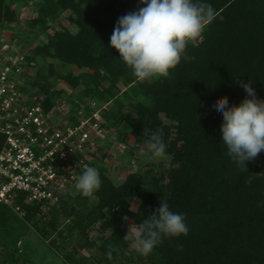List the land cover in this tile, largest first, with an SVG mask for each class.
<instances>
[{"label":"trees","instance_id":"obj_1","mask_svg":"<svg viewBox=\"0 0 264 264\" xmlns=\"http://www.w3.org/2000/svg\"><path fill=\"white\" fill-rule=\"evenodd\" d=\"M17 1L0 0L1 27L17 20L13 7ZM203 2L213 7L215 17L202 39L188 43L168 78L153 80H137L110 46L118 18L145 7L141 0H42L38 17L29 23L30 28L46 31L68 13L75 28L74 33L58 29L47 43L29 52V63L42 62L28 83L46 96V111L64 95L57 83L73 90L83 87L81 97L108 105L104 115L111 126L128 127L135 151L158 129L166 144L165 156L147 160L119 186L108 178L107 165H97L102 181L95 193L98 204L59 233L62 242L57 248L64 252L67 264L84 263L65 252L71 231L79 229L85 235V221L90 226L100 223L102 232L110 231L100 246L106 264H115L124 253L129 254L130 264H264V206H257L264 202V151L254 161H246L248 171L241 173L227 155L220 130L223 116L214 107L221 97L228 98L229 106L251 98L241 82L251 81L256 98L264 100V0ZM56 64L67 72L60 73ZM73 67L82 73L68 71ZM4 140L0 135V151ZM250 177L254 179L248 185L245 181ZM162 199L171 211L186 214L188 233L163 238L143 256L130 249L132 241L124 239L125 221L141 223ZM90 200L81 194L69 197L61 212L54 213L68 219ZM135 200L140 203L137 211L132 210ZM24 209L22 219L7 206L0 207V247L10 253L0 264H26L22 239L31 228L45 241L52 237L46 222L42 227L44 221H36L39 207L24 205Z\"/></svg>","mask_w":264,"mask_h":264},{"label":"built area","instance_id":"obj_2","mask_svg":"<svg viewBox=\"0 0 264 264\" xmlns=\"http://www.w3.org/2000/svg\"><path fill=\"white\" fill-rule=\"evenodd\" d=\"M22 41L0 39V207L23 219L24 205L53 213L80 194L75 183L85 167L107 162L110 125L108 105L91 100L66 113L57 100L46 111V96L28 83L37 67L28 62L30 50Z\"/></svg>","mask_w":264,"mask_h":264},{"label":"clouds","instance_id":"obj_3","mask_svg":"<svg viewBox=\"0 0 264 264\" xmlns=\"http://www.w3.org/2000/svg\"><path fill=\"white\" fill-rule=\"evenodd\" d=\"M146 5L137 12L118 18L110 46L131 69L139 81L168 78L180 63L188 43L202 39V34L214 17L215 11L203 0H141ZM162 82V81H161ZM248 83L241 82L248 97L239 106H229L228 98L221 97L214 107L222 114L221 133L230 161L241 173L248 171L246 161H254L264 151V100H258ZM166 154L163 131L158 129L138 145V155L146 160ZM254 177L245 181L250 185ZM100 172L85 167L77 178L75 189L86 198L96 199L101 188ZM264 206V202L257 204ZM186 214L173 212L163 199L160 207L139 224L130 226L125 240L141 255L148 256L163 238L187 235ZM107 258L112 259L109 245ZM182 245H177L182 250Z\"/></svg>","mask_w":264,"mask_h":264},{"label":"rangeland","instance_id":"obj_4","mask_svg":"<svg viewBox=\"0 0 264 264\" xmlns=\"http://www.w3.org/2000/svg\"><path fill=\"white\" fill-rule=\"evenodd\" d=\"M41 5L42 0H20L13 4L14 9L17 11V20L9 24L8 28L0 26V39L16 36L18 39L23 40L22 42L29 48V50H32L34 47L39 46L42 43H47L48 38L62 27L68 28L73 33L75 32V28L68 20V13H63L59 20L52 23L46 31H42L39 28H30L29 23L38 17V9ZM52 62V59H48V63ZM38 65H42L41 60L39 61V64H36V69L39 68ZM56 69L63 74L67 72L61 64H56ZM68 71L75 75L82 73V71L76 67H73ZM56 86L60 87L64 92V95L57 100L60 101L59 103L61 105L59 107L65 113L72 107L74 109H79L80 104L86 106L88 103H91L89 98L81 97V93L84 89L83 87L73 90L62 83H57ZM119 88L121 91L125 90L123 85H120ZM80 98L83 99L81 100ZM106 111H108V107ZM109 129L110 141L108 142V148L105 150L108 158L107 162L103 161L102 164L108 166L106 173L108 178L116 186H119L123 183L127 175L135 171L139 172L147 160L139 156L138 152L135 151V139L124 123L115 126L110 125ZM21 199L22 196L18 197L16 204H21ZM97 204L98 198L91 199L84 207H78V214L74 213L68 219L63 213L53 212L38 214L36 221H44V224L43 222L41 223L42 227L46 222L45 227L47 228V233L52 237L48 241H45L32 228L29 232H26L22 239V246L24 245L22 248L24 252L23 258L26 259V264H67L63 259L65 256L64 252L58 251L57 248V245L62 242L59 233L61 231H66L69 225L74 226V221H76L78 217L83 216L84 213L93 212ZM62 205L59 210L56 211L61 212ZM139 206L140 203L135 200L132 203V210L137 211ZM31 224L34 225L33 222ZM133 224L134 222L132 220L127 219L125 221L126 229L129 231L130 226ZM84 226L86 227L85 235H82L79 229H76L74 232L71 231L69 239H67L68 250L65 253H73L77 260H84L83 264H106L103 259L104 257L100 252V246L104 243L105 239L109 237L110 231L102 232L100 223L90 226L85 221ZM130 249L134 248L131 246ZM74 250L78 251V254L75 253ZM9 255V251L0 247L1 263L6 262ZM115 264H130L129 254H122ZM136 264L148 263L145 261H143V263L138 261Z\"/></svg>","mask_w":264,"mask_h":264}]
</instances>
